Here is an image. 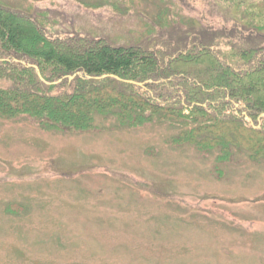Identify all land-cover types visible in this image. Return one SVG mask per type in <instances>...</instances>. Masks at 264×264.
Instances as JSON below:
<instances>
[{
	"label": "rangeland",
	"instance_id": "1",
	"mask_svg": "<svg viewBox=\"0 0 264 264\" xmlns=\"http://www.w3.org/2000/svg\"><path fill=\"white\" fill-rule=\"evenodd\" d=\"M0 2L99 31L112 15L102 0ZM96 124L59 132L0 116V264H264L263 159L218 162L170 144L164 124Z\"/></svg>",
	"mask_w": 264,
	"mask_h": 264
},
{
	"label": "trees",
	"instance_id": "2",
	"mask_svg": "<svg viewBox=\"0 0 264 264\" xmlns=\"http://www.w3.org/2000/svg\"><path fill=\"white\" fill-rule=\"evenodd\" d=\"M102 1L105 31L0 2V116L59 132L164 124L218 162L264 160V0Z\"/></svg>",
	"mask_w": 264,
	"mask_h": 264
}]
</instances>
